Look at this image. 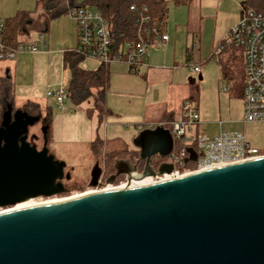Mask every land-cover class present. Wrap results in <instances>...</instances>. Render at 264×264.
Segmentation results:
<instances>
[{"label": "water", "instance_id": "1", "mask_svg": "<svg viewBox=\"0 0 264 264\" xmlns=\"http://www.w3.org/2000/svg\"><path fill=\"white\" fill-rule=\"evenodd\" d=\"M39 117L20 110L0 123V209L65 193V164L44 145L27 142ZM44 132V128L41 130ZM136 164L115 159L114 183L167 176L160 163L173 147L168 129L157 125L132 140ZM186 161L196 155L187 150ZM101 170L95 162L88 187ZM66 178L69 176L66 174ZM5 211V210H3ZM0 264H264V158L192 173L151 185L100 191L68 201L0 211Z\"/></svg>", "mask_w": 264, "mask_h": 264}, {"label": "rangeland", "instance_id": "2", "mask_svg": "<svg viewBox=\"0 0 264 264\" xmlns=\"http://www.w3.org/2000/svg\"><path fill=\"white\" fill-rule=\"evenodd\" d=\"M164 1L167 12L164 29L171 39L172 48L165 53L164 57L159 51L149 50L148 53L152 59V66L160 67L162 63L166 62L167 67H171L176 62L177 68L172 70V83L174 86L181 87L188 83L189 79L194 80V106L198 110L200 122H208L209 127L212 128H214L215 123L221 122L227 131L243 133L254 147L264 151V122L242 123L241 91L244 81L243 61L238 59L233 63L231 67V80L227 81L221 75L220 67L217 65L215 58L208 60L214 33L216 34L214 36L215 41L219 36L220 25L223 26L226 17L235 10V2L232 0H201L200 15L206 21L205 31L203 34L201 33L199 38L194 37L192 60L191 62L184 63L183 60H173V44L178 28L184 25L187 18V8L184 5L175 6L171 0ZM215 27L216 29H214ZM37 39H39L38 36L34 34L30 35V40L37 41ZM185 42L187 47L190 48L192 43L190 35L186 37ZM214 49L211 53H213ZM53 62V58L43 57L41 62L42 69L39 70L41 74L36 86L38 89L42 88L46 94L59 84H62L65 88L68 87L69 72L67 69L63 70L60 63L56 81L54 83L47 81L46 73L51 69L49 63L52 64ZM192 63L199 65L200 72L192 73L190 71L187 65ZM96 66L97 63L89 58H84L79 64V67L84 70H93ZM109 71L105 102L101 111L98 108H93V106H100L98 94L93 99L78 106L65 101L63 109L58 108L54 100L47 97L48 104L52 110V118L49 126V142L46 147L54 160L65 164L64 174H67L69 178L65 181V193L50 198L33 199L34 202L40 203L50 199L67 198L88 191H98L106 188L105 186L100 188L88 187V180L94 162L98 161L101 167L103 161H105L104 158L107 156L105 155L107 153L102 154L101 142H96L99 146L96 144L92 146L88 145L82 140L68 142V140H71L72 132L76 126L78 132H80L79 129L82 125L80 121L82 119L90 123L99 140H103L104 142L105 140L117 139L127 146L128 151H132L134 150L132 140L139 133V131L135 130L134 124L138 121L142 122V119L134 120L135 116H137L136 111H144L145 106L153 105L155 100L157 104H160L166 99L168 84L165 82V78L160 75L155 76L153 83L146 85L142 80V74L132 75L117 66H110ZM227 84L231 88L228 93H224L222 89ZM144 89L146 90L145 93ZM93 93L96 94V91H93ZM156 96L159 98L156 99ZM16 105H19V103ZM61 114L64 115L63 118H61L62 116L60 117ZM40 115L43 116L44 113L41 112ZM55 115H57L56 118ZM39 126L40 124H36L33 128L31 127L29 137L32 134L40 137L38 133ZM35 145L37 150L41 149V141L39 139L35 142ZM93 147H95L94 150ZM106 150L109 152L112 148H107ZM112 155L111 161L117 159V156L120 157L119 154ZM118 186V184L113 185L112 188ZM3 210L6 209H0V211Z\"/></svg>", "mask_w": 264, "mask_h": 264}, {"label": "built area", "instance_id": "3", "mask_svg": "<svg viewBox=\"0 0 264 264\" xmlns=\"http://www.w3.org/2000/svg\"><path fill=\"white\" fill-rule=\"evenodd\" d=\"M130 10H133V7ZM142 10L146 11L145 8ZM66 16L74 22L76 29V45L71 52L95 60L104 68L111 63H123L128 66L130 73L135 74L140 67L147 66L148 52L152 46L164 47L168 42L164 29L160 32L156 27L142 29L141 25L148 22L145 17L140 18L138 22L136 39L124 43L119 50L114 51L109 27L97 10L89 7L74 8L70 9ZM2 20L0 18V29ZM38 38L37 41L19 43L14 49H5L0 44V61H12L23 52H37L42 36ZM229 46L241 51L243 58L242 123H263L264 12L241 7L237 22L225 32L212 57L216 58ZM192 72L198 73L199 67H192ZM230 88L227 84L222 92L228 93ZM46 95L54 100L60 109H63L64 102L68 101L67 87L62 84ZM159 125L169 130L173 140L171 153L162 159V162L173 166V172L167 175L171 179L264 158V151L254 147L241 132L221 130L217 134H209L202 130L198 110L190 100L182 101L177 116ZM222 125L221 122L216 123L217 127ZM154 127L149 126L150 129ZM188 149H192L196 155L194 162L186 161L189 157Z\"/></svg>", "mask_w": 264, "mask_h": 264}, {"label": "crops", "instance_id": "4", "mask_svg": "<svg viewBox=\"0 0 264 264\" xmlns=\"http://www.w3.org/2000/svg\"><path fill=\"white\" fill-rule=\"evenodd\" d=\"M223 1V0H220ZM235 2L236 8L231 14H229L223 26L220 25L218 37L214 41V36L212 38L211 48L209 52L210 60L212 57V50L221 42L223 35L225 32L233 26L238 18L240 12V2L242 0H232ZM183 6V5H182ZM187 8V18L183 26L178 28L176 32V38L174 40L173 48V60L174 61H181L183 60L184 63L191 62L192 55H193V48H194V37L199 38L201 33L203 34L205 31V18L201 17L200 10H201V0H191L188 4L184 5ZM35 8V0H0V18L6 19L15 15V13L24 11V12H31ZM167 20V15H166ZM165 28V27H164ZM216 29V27L214 28ZM165 33L167 31L164 29ZM214 31V30H213ZM191 36L192 43L191 47H187L185 39L187 36ZM168 36V42L164 47H157L152 46L149 50L159 51L163 54L172 48L171 39ZM221 37V39H220ZM35 40V39H34ZM28 40V41H34ZM41 48L35 53H28L23 52L19 53L16 58L12 61H0V76H2L5 72H9L11 75L13 82H14V94L17 100V103H22L24 101H31L33 103L38 104L42 109L46 106L50 108L48 104V98L46 93L43 92L42 88L36 86L39 81V70L42 69L41 62L43 57L53 58L54 62L51 64L49 63V67L51 65V69H49L47 74V81L54 83L58 78L59 73V63L63 70V55L66 52H71L76 45V29L74 22L68 18L67 16L57 18L50 22L48 32L42 37L40 40ZM211 54V55H210ZM166 57V56H165ZM238 59L243 61L242 53L238 49L233 47H226L217 57L215 60L217 61V65L222 66L226 70V75L224 78L227 81L231 80V67L233 63L236 62ZM205 61V60H204ZM97 66L93 68V70H86V71H95L101 65L99 62L95 61ZM152 59L149 55L147 66H142L138 69L135 74L130 73L128 66L123 63H111L105 69L108 72V76L110 74L109 68L110 66H117L121 67V70L126 71L132 75H139L142 74V80L146 85L151 84L154 82L155 76L160 75L161 77L165 78V82L168 84V92L166 94V99L163 100V103L157 104V101H154L153 105L145 106L144 111L138 110L137 116H135V121L138 119H142V122H135V130L141 131L143 129L149 128L150 125L156 126L164 121L172 119L173 117L177 116L180 111V105L184 100H190L194 104V80L189 79L188 83L184 84L183 86H174L172 83V70H175L177 66L175 65L176 62L173 63L171 67H167L166 62L162 63L160 67H153L152 66ZM190 71L192 72V67L199 66L198 64H190L187 65ZM82 69V68H81ZM45 70V69H43ZM84 70V69H83ZM120 71V70H119ZM44 72V71H43ZM158 72V73H156ZM168 72V73H166ZM200 72V69H199ZM194 73V72H192ZM230 84V83H229ZM182 88V89H179ZM176 90H178L176 92ZM146 90L144 89V93ZM175 92V93H174ZM159 97L156 96V99ZM174 98V99H172ZM51 110V108H50ZM52 113V110H51ZM107 113V112H106ZM57 115H55L56 118ZM62 116V117H61ZM61 118L64 117L63 114L60 115ZM75 120H77L75 118ZM74 121V120H73ZM82 125L78 132L77 126L75 130L72 132V138L70 141L78 142L83 141L88 145H94L96 142H101V151L102 154H119L128 151L127 146L119 142L117 139L113 140H99L96 137V132H94L90 123L83 119L80 121ZM77 123V121H76ZM214 128L209 127L208 122H201L200 128L209 134H217L221 130L227 131L224 127H217L216 123L214 124ZM136 137V136H135ZM134 137V138H135ZM133 138V139H134ZM115 140V141H114ZM67 141V140H65ZM113 142V144H112ZM98 145V144H96ZM99 146V145H98ZM107 148H112L111 151L107 152ZM133 151V150H132Z\"/></svg>", "mask_w": 264, "mask_h": 264}, {"label": "trees", "instance_id": "5", "mask_svg": "<svg viewBox=\"0 0 264 264\" xmlns=\"http://www.w3.org/2000/svg\"><path fill=\"white\" fill-rule=\"evenodd\" d=\"M171 1L175 6H180L188 4L191 0ZM81 7L93 8L103 17L109 27L114 51L119 50L124 43L136 39L140 18H148V22L141 25L142 29L156 27L160 32L166 23L167 12L164 0H35L33 11H20L12 17L2 20L0 44L5 49H14L19 43L28 41L31 34L43 37L48 32L51 21L66 16L70 9ZM131 7L133 10H130ZM241 7L256 12H264V0H242L240 2ZM143 8L146 11H143ZM150 38L153 39V36ZM83 59V57L72 52H66L63 55V67L69 72L68 101L72 105L78 106L88 102L98 94L100 106H93V108H98L101 111L105 102L108 72L102 66L95 71L81 69L79 64ZM220 73L223 77L226 75V70L222 66H220ZM93 91H96V94ZM16 104L18 103L14 94L13 79L9 72H5L0 76V123L3 113L8 108H10L11 113L20 110L30 116L39 117L38 133L40 137L36 134L29 137V131L33 127L29 128L27 142L36 147L35 142L39 139L41 148L46 146L49 142V126L52 118L50 108L46 106L42 109L38 104L31 101ZM41 112L44 113L43 116L40 115ZM43 128L44 132L41 131ZM94 149L95 147H93ZM111 156L113 155L108 154L106 156L107 162H111ZM67 180L65 174L61 181L65 191V181Z\"/></svg>", "mask_w": 264, "mask_h": 264}, {"label": "flooded vegetation", "instance_id": "6", "mask_svg": "<svg viewBox=\"0 0 264 264\" xmlns=\"http://www.w3.org/2000/svg\"><path fill=\"white\" fill-rule=\"evenodd\" d=\"M123 155H120V157H117V159H127L129 161V163L131 165H135L136 164V171H137V174H140L143 170V167H144V162L143 161H138V150H133L131 152H126V153H122ZM105 161H103L102 163V166L100 167L99 166V162L98 161H95L98 163V166L101 170V173H100V176L96 182V186L94 188H100V187H113V185H120V184H125L126 183V180H125V177L124 176H117L115 179H114V183L111 184V185H108L106 183V180L109 179L113 174H114V170H113V161L111 162H107L106 161V157L104 158ZM94 162V163H95ZM162 162V159L158 158V157H155L151 160V163H150V166L152 167V170L153 172H156V168L158 167V165ZM162 176H156V177H147L149 179H152V180H156L158 178H161ZM147 178H144L142 180H138L137 182H141ZM90 181V177H89V180H88V183ZM134 183V182H133ZM91 188V187H89ZM103 190V189H101Z\"/></svg>", "mask_w": 264, "mask_h": 264}, {"label": "bare ground", "instance_id": "7", "mask_svg": "<svg viewBox=\"0 0 264 264\" xmlns=\"http://www.w3.org/2000/svg\"><path fill=\"white\" fill-rule=\"evenodd\" d=\"M171 178H169L168 176H165L163 178H160L158 181L161 182V181H167ZM158 181H154L152 179H145L141 182H132L130 183V186H126L125 184H121L120 186L118 187H115V188H112L110 186L104 188L103 190H98V191H88V192H85L83 194H80V195H75V196H72V197H67V198H61V199H54V200H46V201H42L40 203H36L34 202L33 199H30V200H27V201H24V202H21V203H18L16 204L14 207L10 208V209H7L5 211H2V212H10V211H17V210H22V209H27V208H31V207H36V206H42V205H50V204H55V203H60V202H64V201H68V200H71V199H75V198H78V197H81V196H84V195H88V194H92V193H96V192H100V191H115V190H122V189H127V188H136V187H141V186H147V185H151L155 182H158Z\"/></svg>", "mask_w": 264, "mask_h": 264}]
</instances>
